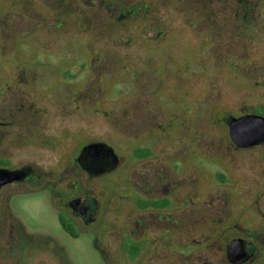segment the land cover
<instances>
[{
    "label": "rangeland",
    "instance_id": "rangeland-1",
    "mask_svg": "<svg viewBox=\"0 0 264 264\" xmlns=\"http://www.w3.org/2000/svg\"><path fill=\"white\" fill-rule=\"evenodd\" d=\"M167 1H12L20 13L0 7V18H8V26L0 27V34L6 32L8 38L6 53L0 43V67L5 66L12 76L7 89L5 82L0 85L3 92L6 89L0 105H12L20 82L22 90L44 89L40 98L29 96L25 101L29 115L42 116L44 137L70 143L77 136V151L90 140L108 141L125 162L105 180L89 185L102 204L109 201L114 207L119 200L106 196V183L112 191L123 184L131 194L135 160H151L156 169L168 167L175 175L170 197L179 218L183 213L191 219L198 214L215 218L223 210L231 211L239 222H248L249 231L254 233L258 228L260 233L264 220V146L248 154L233 148L228 144L227 124L219 121L223 116L242 115L256 108L254 113L264 116V110L259 109L264 106V0ZM145 4L155 10L152 22H148L150 17L141 23L134 18L113 22L122 7ZM253 6L255 10H251ZM171 8L184 9L185 26L181 27L179 16H171L175 13ZM63 9L79 10L93 21L81 23V32L86 30L94 47V60L87 67L86 46L76 34L68 29L67 36L56 40L60 35L56 29L61 19L59 11ZM107 9L112 10L107 16L110 23H106L110 27L101 33L99 14L106 15ZM248 11L258 18L251 33L245 24L238 27ZM23 12L27 14L23 16ZM157 23L166 24L167 30L171 27L185 32L182 38L171 33L164 47L144 49L143 42L150 40ZM69 24L73 31L78 30L74 22ZM27 31L33 37H22ZM135 51L140 59L133 67ZM122 59L130 65L123 64ZM124 65L128 68L122 71ZM83 69L91 70L88 78L81 75ZM74 77L75 84L71 83ZM121 90L125 91L123 95H119ZM59 104L61 110L72 104L76 111L59 113L55 109ZM20 118L19 112L0 113L2 123L19 124ZM153 125L157 137L169 132L168 140L150 139ZM19 128L13 127L0 137L1 160L14 167L32 165L55 170L65 183L84 179L78 169L62 166L63 146L11 142V134H18ZM177 188H183L185 196L176 200ZM39 198L30 194L12 198L22 212L19 216L27 231L37 234L38 228H44L45 232L62 235L54 220L41 219L52 210ZM232 238L227 235L220 239L221 245ZM66 246L73 264H105L89 242L67 241ZM182 248L178 240L175 249L183 254Z\"/></svg>",
    "mask_w": 264,
    "mask_h": 264
},
{
    "label": "flooded vegetation",
    "instance_id": "flooded-vegetation-1",
    "mask_svg": "<svg viewBox=\"0 0 264 264\" xmlns=\"http://www.w3.org/2000/svg\"><path fill=\"white\" fill-rule=\"evenodd\" d=\"M2 1L0 7H10L17 12H22L13 7L14 4L12 6V1L15 2V0ZM53 1L67 3L92 0ZM142 6L122 7L116 13L117 16L113 22L134 18L138 23H141L147 21L148 17H150L148 22H152L151 18L155 17V10L149 9L147 4ZM251 10H255V6ZM171 11L176 13L171 14L172 17L179 16L181 27L185 26L187 16L184 9L175 8L173 11L171 8ZM111 12L112 10L107 9L106 15L104 13L99 14L102 16L99 18L101 20H99L100 26L102 25L101 33H106L110 27V24L107 25L106 23H110L107 16ZM23 13V16L27 14V12ZM16 16L18 18L16 26H18V33H20L22 32V25L19 22L18 13ZM59 16L61 19L56 25V29L60 35L56 39L57 42L67 36L68 29L69 32L76 34L77 40L86 46L85 67H87V64L94 60L92 53L94 47L89 44L86 30L81 32V23H92L93 21L87 19L88 14L84 15L79 10L63 9L59 11ZM62 16L67 17L62 19ZM235 16L236 20L240 19L238 13ZM241 19L239 21L242 23L238 27L245 24L248 32H253V26L256 24L254 22H257L258 18L252 15V11L243 14ZM70 22L77 25L78 30L76 32L69 27ZM6 24L8 26V18L1 17L0 27L4 28ZM67 24H69L67 27H62ZM58 25H61V28ZM105 26L107 29H104ZM167 27L166 24L157 23L150 33V40L143 42L144 49L164 47L171 33H177L176 36L182 38V34L185 32L184 30L175 31L171 27H169L170 30H167ZM5 34L6 32L0 34V43H2L3 51L6 50V53L8 38ZM28 36L33 37L29 35L28 31L22 37ZM135 48L140 49L138 46ZM138 52H134L133 67L140 59ZM122 60L123 64L130 65L124 59ZM128 66H121L122 71ZM84 71H88V73ZM8 72L10 71L5 66L0 67V85L5 82L6 89L12 77L7 74ZM90 73L91 70L83 69L81 75L88 78ZM76 80L77 77L72 78L71 83L75 84ZM21 86H23L22 82H20L15 93L12 105H0V113L19 112L21 121L19 124L0 122V137L8 134L11 128L19 126L21 128L17 131L18 134H11L10 139L8 137L11 142L20 141L21 144H29L37 141L41 145L47 143L53 147L56 145L63 146L62 149L64 150L60 152L63 161L62 166L78 169L84 179L79 183L76 180L65 183V178L60 177V174L55 170L49 172L32 165L14 167L6 159H0V169L17 171L18 175V179L0 188V264H73L70 251L66 246L67 241L89 242L92 246L91 249L102 256L105 264H264V220L260 224L261 232L259 233L258 228H256L253 233L248 230V222H239V217L234 216L231 211L223 210L215 218L198 214L196 218L191 219L185 213L179 218L175 210L177 207H173L170 197L175 175L168 167L156 169V165L151 160H135L132 167L133 187L131 194L122 188L123 184L118 186V191H112L110 184L106 183V196H109L110 199L117 196L119 200L114 207L110 206L112 202L107 201L103 204L99 202L89 185L96 180H105L108 175L115 173L124 164L125 159L117 154L108 141L90 140L78 151L77 136L73 137L72 143L59 142L57 138L49 141L43 136L45 128L42 116L29 115V112H26L27 105L25 103L29 96H34L37 99L43 96L44 89L32 88L30 91H26L20 89ZM6 89L3 92L0 86V103L6 97ZM124 92L121 90L119 95H123ZM69 102L73 101L70 99ZM70 105L69 109L61 110V104H59L55 109L59 113L75 112V106ZM260 108L264 110V106ZM256 109L242 115L223 116V120L219 121L225 122L229 128L230 142L228 144L235 149L245 151L247 154L263 147L264 143L251 147H239L232 139L229 121L231 118L248 115L264 118V116L254 113ZM161 125L164 126V124ZM154 128L153 125L149 129L150 139L168 140V131L164 130L168 132L167 136L157 137L156 133L153 132ZM90 145L104 146V151L94 154L84 153V149ZM151 148L153 149V146ZM28 194L40 196V203L52 210L49 216L41 217V219L54 220V223L62 230V235L49 231L45 232L44 228H38L37 234L27 231L24 226L25 223L21 220L22 217L19 216L22 212L14 206L17 203L15 204L13 199L18 195L24 197ZM174 195L176 200L177 197L183 198L185 196L184 189H175ZM227 235L233 236V238L222 246L220 239ZM178 240L183 247V254L175 249ZM233 245L234 248L231 249Z\"/></svg>",
    "mask_w": 264,
    "mask_h": 264
},
{
    "label": "water",
    "instance_id": "water-1",
    "mask_svg": "<svg viewBox=\"0 0 264 264\" xmlns=\"http://www.w3.org/2000/svg\"><path fill=\"white\" fill-rule=\"evenodd\" d=\"M229 126L232 139L239 147H251L264 143L263 117L248 115L240 118H231ZM103 149L104 146L97 147V145H90L84 149V153L94 154L100 151L103 152ZM17 176V171L0 169V188L15 179H18ZM232 248H234V245L231 249Z\"/></svg>",
    "mask_w": 264,
    "mask_h": 264
}]
</instances>
